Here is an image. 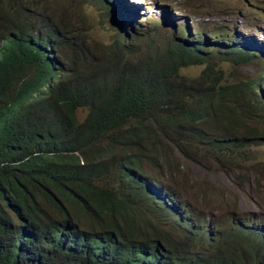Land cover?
I'll list each match as a JSON object with an SVG mask.
<instances>
[{
	"label": "trees",
	"instance_id": "1",
	"mask_svg": "<svg viewBox=\"0 0 264 264\" xmlns=\"http://www.w3.org/2000/svg\"><path fill=\"white\" fill-rule=\"evenodd\" d=\"M81 2L0 0V264H264L263 203L237 213L222 185L192 193L183 162L241 191L264 179L248 164L264 134L244 124L264 65L243 81L212 58L237 66L255 51L183 27L103 49L53 9L82 21ZM202 63L197 80L177 75Z\"/></svg>",
	"mask_w": 264,
	"mask_h": 264
},
{
	"label": "rangeland",
	"instance_id": "2",
	"mask_svg": "<svg viewBox=\"0 0 264 264\" xmlns=\"http://www.w3.org/2000/svg\"><path fill=\"white\" fill-rule=\"evenodd\" d=\"M113 1L116 0H100L96 4L101 8V6H104V2L112 3ZM85 2L86 0H82L81 5ZM115 4L120 6L121 12L125 11V13L121 14H126V17L121 19V21L114 19L118 24L116 28H118L120 33L124 30L136 31L141 29L142 32H147L151 28L160 27L157 22H162L167 27H160L161 30L170 31L174 28V32L179 35L180 27H183L189 33L200 31L207 34L210 41L208 46H214V41L223 40L230 44H238L239 46L253 49L255 51L253 60L243 65L238 64L236 66L231 65L232 63L228 62V60H218L217 54L212 57L221 67L225 63L229 64L230 71L232 66H235V72L238 74V78H241L240 80L251 79L258 66L264 65V46L258 47L256 45V42H264V0H136V2L129 0L128 5ZM71 7L74 10V7ZM136 7L138 8V13L133 14L132 10ZM53 9L59 14L64 13L62 20L73 23L76 30L83 32V35L90 42V26L81 15V12H79L81 8L77 12H79L82 21L76 20L74 11V13H69L68 10L58 6H54ZM125 20H127V25H125ZM218 26L223 31L220 33L219 38H216L212 33L213 29ZM231 32L233 35H231ZM252 91L254 95L251 96V102L249 103L256 105L259 109L260 105H264V78L259 79L257 87ZM243 101L246 102L247 99L244 98ZM249 103H246L244 108H248L249 115L252 114V117L249 121H245L244 124L248 127H255L258 132L264 134V112L260 109L252 110ZM248 146L250 151L253 146H264V136L257 134L256 138L250 141ZM250 154L252 159L257 155L253 151ZM183 162L193 174L192 180L195 186L192 188V193H198L196 187L202 189V186L208 188L212 184L222 185L238 195L237 207L240 212L245 210L255 211L258 208L254 204L255 201L263 203L264 208V179L258 184L257 181L260 179L254 176L253 171L246 170L249 176H254L255 178L252 179L254 181L252 189L241 191L233 184L230 174L220 170L216 171V168L206 170L199 163L189 160H183ZM209 195L210 192H208ZM209 197L214 198L215 194L211 193ZM205 199L207 202L208 197Z\"/></svg>",
	"mask_w": 264,
	"mask_h": 264
},
{
	"label": "clouds",
	"instance_id": "3",
	"mask_svg": "<svg viewBox=\"0 0 264 264\" xmlns=\"http://www.w3.org/2000/svg\"><path fill=\"white\" fill-rule=\"evenodd\" d=\"M133 2H136V0H133ZM115 9L118 11V13L115 12ZM107 10L108 12L106 14L105 11L98 7L96 3L92 2V0H86V2L81 5V15L84 17V19L88 22L90 26V43L98 45L103 49H111L117 42V36L120 31L118 30V28H116L118 24L114 19L116 18L121 21V19L126 17V14H121L123 12L120 11V8L115 4V1H113L112 3H108ZM109 11L111 19H109ZM125 23V25H127V20H125ZM157 24L164 23L157 22ZM165 27H167L166 24L163 25V28ZM171 30H161L160 27H155L153 29L151 28L147 32H158L160 36H165L168 34V32H172ZM147 32H142V29L136 31L124 30L122 33H120V35L123 38L131 39L137 34L141 35ZM140 39L143 40V37H141ZM166 44L167 42L165 41V39H162L160 45L165 46ZM207 68V63H202L198 66H181L177 69V75L180 78L186 80H197ZM222 70L225 73L229 72L230 65L225 63L222 66ZM261 106L264 109V105ZM251 151L257 153V155L253 159L249 160L248 164L250 166L256 164H264V146H253L251 148ZM149 195L152 196L153 199L158 203L165 201L168 197V194L159 188H154L153 190H151ZM245 211L240 212L239 209H237V213H244ZM255 211L261 210L256 209Z\"/></svg>",
	"mask_w": 264,
	"mask_h": 264
},
{
	"label": "bare ground",
	"instance_id": "4",
	"mask_svg": "<svg viewBox=\"0 0 264 264\" xmlns=\"http://www.w3.org/2000/svg\"><path fill=\"white\" fill-rule=\"evenodd\" d=\"M129 1V0H128ZM128 1L127 0H116L115 1V3H117V4H125V5H128ZM118 6V5H117ZM119 8H120V6H119ZM115 12L116 13H118V11L115 9ZM123 13H125V11H123ZM132 13L133 14H136V13H138V8L136 7V8H134L133 10H132ZM256 45L259 47H262V46H264V42L263 43H258V42H256Z\"/></svg>",
	"mask_w": 264,
	"mask_h": 264
}]
</instances>
